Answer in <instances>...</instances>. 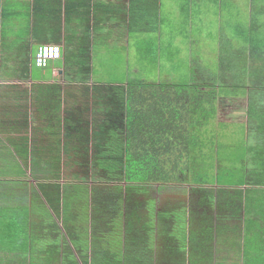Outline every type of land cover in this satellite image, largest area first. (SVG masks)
I'll return each mask as SVG.
<instances>
[{
	"label": "crops",
	"instance_id": "obj_1",
	"mask_svg": "<svg viewBox=\"0 0 264 264\" xmlns=\"http://www.w3.org/2000/svg\"><path fill=\"white\" fill-rule=\"evenodd\" d=\"M163 9L164 0H0V264L80 258L82 251L91 255L93 206L87 240L82 241L76 236L78 204L71 205L63 197L65 187L67 182L72 186L88 184L92 199L89 178L97 171L93 166L96 156H103L102 148L110 141L112 145L125 143L126 111L112 104L119 99L118 91L128 96L132 81L128 68H122L118 79L95 74L97 54L127 51L133 32H153L158 44H164ZM151 12L159 16L153 23L145 20ZM247 14L251 24L245 37L254 35L249 51L263 53L264 22L257 16L264 14V0H247ZM259 31L260 37H255ZM112 35H122L117 48L107 46L114 40ZM44 43L59 44L62 55L41 68L35 64V54ZM237 98L245 105L252 99L246 93ZM233 99L219 98L220 116L213 128L218 132L213 143L220 145L221 130L238 119L235 112L239 109V119L247 124L244 158L259 157L250 138L257 133L259 145L264 146V122L257 117L258 123L250 122L246 110ZM224 153L235 156L230 151ZM235 157L239 161L240 157ZM244 158L240 161L242 179L252 181L257 173L264 176L262 169L247 171ZM165 190L152 194L157 198ZM194 192L195 207L204 211L208 207L199 203L204 192ZM190 195L186 192L189 206ZM250 205L252 211L258 209L256 205L252 208L254 202ZM127 214L126 210L124 224ZM230 221L236 224L237 218ZM82 242L85 246L78 248L76 243Z\"/></svg>",
	"mask_w": 264,
	"mask_h": 264
},
{
	"label": "trees",
	"instance_id": "obj_2",
	"mask_svg": "<svg viewBox=\"0 0 264 264\" xmlns=\"http://www.w3.org/2000/svg\"><path fill=\"white\" fill-rule=\"evenodd\" d=\"M225 87L194 79L183 83L132 80L127 88L128 96L118 91L119 99L112 105L119 111H126V140L119 145H112L110 141L108 147L102 148L105 151L103 156H96L93 163L97 171L103 169L104 173L99 178L111 185L103 190L104 199L109 203L106 215H96L97 206L92 187L93 225L104 222V226L110 228L112 207L117 214L119 211L123 223L124 215L120 210L126 202L124 208L128 214L125 216L126 223L122 224L124 234L129 237L138 231L136 237L148 246H144L142 252L148 259L163 248L162 251L167 252L169 249L175 253L177 264H264V157H261L263 162L259 166L263 170V177L260 178L258 173L252 181L240 179L235 175V167L231 166L235 164L236 157L228 156L222 151L221 145L213 143L218 132L213 128L220 116L219 98L238 95L236 91L240 89V86H234L231 90ZM258 118L264 122L263 114L258 115ZM115 152H118V157H114ZM237 160L242 161V158ZM184 184H191L194 191L215 192L217 196L215 199H206L203 195L201 200L205 205L199 202L208 207L206 209L209 213L206 209L198 210L194 205L195 199H190V206L187 204L190 223L188 235L185 237V246L181 247L177 236L169 238L168 232L162 234L163 229L160 225L157 227L160 214L159 218L158 214L153 218L148 213L138 216L134 211L140 202L142 205L147 202L148 193L153 196L154 190L179 189L178 185ZM245 184L247 187H243ZM215 185L218 188H207ZM157 199L159 201L158 196ZM252 202V208L255 205L258 207L255 211L251 210ZM197 217L204 220L203 228L199 232H192L191 220ZM232 217L237 218L236 224L230 221ZM164 220L166 218L163 217ZM164 224L161 222V225ZM88 233L89 227L84 230L79 227L76 236L82 238L88 236ZM93 237L94 249L91 255L82 251L80 258L60 259L61 264L150 263L147 258L143 260L138 256V252L132 253L134 243L130 238L123 239L127 253L120 258L116 251L109 249L111 243L106 239L103 241L102 234H96L95 228ZM76 245L78 248L85 246L84 242ZM174 245L179 247L180 253ZM55 246L59 247L58 244ZM37 261L60 264L57 259L50 257L44 260L24 259L29 264H37Z\"/></svg>",
	"mask_w": 264,
	"mask_h": 264
},
{
	"label": "rangeland",
	"instance_id": "obj_3",
	"mask_svg": "<svg viewBox=\"0 0 264 264\" xmlns=\"http://www.w3.org/2000/svg\"><path fill=\"white\" fill-rule=\"evenodd\" d=\"M258 4L259 2H256V5ZM163 10L161 18H165L162 23L164 44H158L157 37L153 32H150V34L133 32L130 35V44L127 51L108 52L106 54L100 52L97 54L98 66H96L95 74H101L100 76L109 74L113 79H118L123 74L122 68L124 71L128 68L132 80L137 81L163 82L169 80L173 83H183L194 79L208 84L217 83L218 86L222 87L227 86V88L225 87L227 90L234 89V86H240V89L236 91L238 95H229V97H234L233 100L237 102V106H242L246 110L245 113L251 117L250 122L253 124L258 123L255 118H258L260 114H264V52H254L259 49H252L253 52L249 51L250 39L254 35L249 39L245 37L251 24V18H248L247 14V0H164ZM158 17L151 12L145 20L153 23L155 19L158 20ZM258 17L264 22V14H260ZM166 30H168L167 34ZM260 32L257 35L255 34V37H260ZM111 37L114 40L110 41L107 46L117 48L122 35H112ZM122 46L124 47V44ZM243 93L252 97L249 105H245L243 99L237 98ZM235 113L238 119H235L232 124L221 130L220 137L223 139L220 145L222 151L226 150L227 153L230 151L235 156L244 158V143L247 142L244 138L247 124L239 119L242 115L239 109ZM254 135H251L250 145L260 154L259 157H264V146L259 145L261 141H258V134L254 133ZM250 150L252 149L250 148ZM114 157H118V152H115ZM259 157L253 154L250 158L247 156L244 158L248 162L246 164L247 171H252L254 168L260 170L259 166L262 163L258 162ZM112 160L115 161L113 158ZM241 162L239 160L235 161L236 165L231 164L236 169L237 174L235 175L240 179H242L241 176L244 172ZM103 173V169H101L94 173L92 178H89L95 192L96 215L99 213L106 215L107 205L109 204L104 199L103 190H107L108 186L111 185L107 184L104 179L99 178ZM97 174L98 176H96ZM246 176L249 178V173ZM178 186L179 189L165 190L164 194L158 196L159 201L148 193L147 202L144 205L140 202L134 212L138 216L148 213L153 218L157 214L159 218L160 214V219H157V227L160 225L163 229L162 234L168 232L167 236L169 238L177 236L176 238L181 241L179 245L182 247L185 246V237L188 235V225L190 224L187 217L186 192L191 194V198H194L197 193L192 191L191 184ZM88 187V184L80 183L72 186L67 182L65 187L67 193L63 196L67 201H70L71 205L80 202L75 207L78 209L77 224L81 227V230L88 227L90 223L89 215L92 210V199L91 187L90 189ZM202 194L206 199H215L217 196L215 192L206 193L205 191ZM200 203H203L202 200ZM145 208L147 210H144ZM120 211L125 215V208ZM205 211L208 212L207 209ZM110 214L113 216L110 228L104 226V222L97 226L95 224L94 228L97 235L102 234L103 241L106 239L107 242L111 243L109 249L116 251L118 257L122 258L123 254L125 256L127 253L124 250L122 219L119 217V211L117 214L116 209L113 207ZM163 217L166 220L162 221ZM199 218H201L200 215ZM191 221L193 224L192 232H199L203 228L204 220L197 217ZM161 222L165 224L161 225ZM168 226L170 228L166 231ZM126 232L129 233V231ZM137 235H139L138 231L130 234L128 239L130 238L134 243L132 253L138 252L137 255L144 260L146 255L142 252L144 253L145 245L141 243V239L138 240ZM80 239L82 241L87 240L85 237ZM145 248H148V246H145ZM162 250L163 248H160L158 253L151 257L149 261L152 264H177L178 259L175 258V253L170 252L169 249L167 252ZM176 250L178 252L179 247H176ZM130 254L129 251L128 255L130 256ZM57 260L61 264L60 259Z\"/></svg>",
	"mask_w": 264,
	"mask_h": 264
},
{
	"label": "built area",
	"instance_id": "obj_4",
	"mask_svg": "<svg viewBox=\"0 0 264 264\" xmlns=\"http://www.w3.org/2000/svg\"><path fill=\"white\" fill-rule=\"evenodd\" d=\"M62 48L57 43L41 44L35 54V64L39 67H47L52 60L60 58Z\"/></svg>",
	"mask_w": 264,
	"mask_h": 264
}]
</instances>
